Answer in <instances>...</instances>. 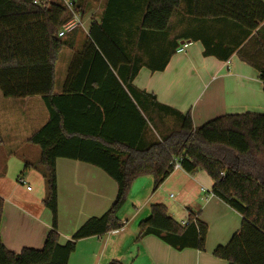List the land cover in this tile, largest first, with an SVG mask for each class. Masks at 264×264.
Listing matches in <instances>:
<instances>
[{
  "label": "trees",
  "instance_id": "trees-1",
  "mask_svg": "<svg viewBox=\"0 0 264 264\" xmlns=\"http://www.w3.org/2000/svg\"><path fill=\"white\" fill-rule=\"evenodd\" d=\"M33 1L0 0V90L7 98L40 95L49 109V122L30 138L40 146L41 159L38 166L27 162L25 167L40 168L47 189L43 202L53 220L41 249L24 247L20 252L12 251L1 238L4 198L0 196V264H68L80 240L123 227L119 213L138 177L153 176L156 191L175 170V160L188 173L207 172L214 180L213 193L243 217L241 228L230 242L216 247L213 254L229 264H264V113L225 114L195 126L190 112L185 114L160 103L153 93L133 85L142 61L124 49L116 27L120 17L124 20L128 12L135 9V14L137 9H143L138 30L142 34L166 32L183 5L199 24L185 38L201 41L205 56L227 60L237 51L241 59L258 70L264 83V0H107L100 23L92 22L81 52H76L61 95L54 93L57 61L64 46H73L72 39L82 27L59 36L73 13L63 0H51L47 7ZM90 1L75 0V11L84 17ZM225 22L240 28L239 40H229L233 46L225 42L226 34L220 27ZM97 60L110 71L108 78L122 87L130 101V95L138 101L143 96L153 112H160L158 120L149 113L141 117L143 127L151 121L160 138L142 145L107 136L103 128L94 132L75 125V111L65 110L61 100L81 96L93 105L94 94L89 86L96 83L92 70ZM167 63L168 59L158 67L150 65L151 70H164ZM162 119L164 126L159 121ZM60 157L94 164L118 184L112 206L103 215L89 218L65 244L59 241ZM196 216L191 212L187 224L182 225L170 216L165 204H153L150 215L138 224L137 240L154 235L178 250L204 251L209 227ZM108 264L125 263L113 259Z\"/></svg>",
  "mask_w": 264,
  "mask_h": 264
},
{
  "label": "crops",
  "instance_id": "crops-1",
  "mask_svg": "<svg viewBox=\"0 0 264 264\" xmlns=\"http://www.w3.org/2000/svg\"><path fill=\"white\" fill-rule=\"evenodd\" d=\"M90 2L89 12L82 17V31L73 37L72 47L62 48L57 61L54 89L57 95L63 94L76 52H81L92 22L100 23L107 0ZM142 10L137 9L134 14V9L116 23L121 45L142 61L133 80L138 90L153 93L157 101L182 113L190 112L195 126L225 114L264 113V83L258 70L241 59L237 51L227 60L205 56L201 41L185 38L196 31L199 24L185 12L183 5L173 18L171 28L160 33L145 31L142 34L138 30ZM220 27L225 31L226 44L233 46L229 40H239L240 28L233 22H225ZM184 41L191 44L185 52H177L175 46L179 47ZM167 59L164 70H151L150 65L158 67ZM124 72L128 74L127 70ZM92 76L96 82L89 86L94 94L92 106L81 96L61 100L65 110L75 111L77 127L94 132L103 128L107 136L142 145L160 138L151 121L143 127L141 117L146 113L157 120L161 117L158 110L153 112L154 108L143 96L138 101L130 95V101L122 87L108 78L110 71L104 68L101 60L94 65ZM50 118L42 96L7 98L0 90V196L4 198L1 238L5 246L15 252L24 247L41 249L52 227V212L43 202L47 195L46 183L44 190L35 194L30 186L28 190L19 186L22 180L19 174L27 169V160L41 159L40 146L30 138ZM159 121L164 126V120ZM33 174L40 175L45 182L36 166L24 172L28 177ZM153 183L151 175L138 177L129 193L132 212L125 215L127 223L102 236L80 240L68 264H108L113 259L125 264H229L213 252L216 247L230 242L241 228L243 217L213 193L214 180L209 174L205 171L188 173L179 168L156 191ZM57 184L61 244H65L89 218L103 215L118 192L117 182L102 168L66 157L57 160ZM156 203L165 204L170 216L182 225L186 224L190 213L195 212L196 218L209 227L205 250H178L154 235L137 240L139 222L150 215L151 206Z\"/></svg>",
  "mask_w": 264,
  "mask_h": 264
},
{
  "label": "built area",
  "instance_id": "built-area-1",
  "mask_svg": "<svg viewBox=\"0 0 264 264\" xmlns=\"http://www.w3.org/2000/svg\"><path fill=\"white\" fill-rule=\"evenodd\" d=\"M50 1L51 0H34L33 2H34V4L39 5L41 7H47ZM63 1H64L65 5L67 6V8L70 9V11L73 13V16L68 22H66L61 27L60 32H59V36H65L68 32L73 31L74 29H76L79 26L83 27V25H84V21H83L82 16L78 12H76L74 9V1L75 0H63ZM190 44H191V42L184 41L179 47H177V52H185L187 50V47ZM179 168H181V163H180V161L175 160L174 169H179ZM187 222H186V224H187ZM126 223L127 222H125V224Z\"/></svg>",
  "mask_w": 264,
  "mask_h": 264
},
{
  "label": "rangeland",
  "instance_id": "rangeland-1",
  "mask_svg": "<svg viewBox=\"0 0 264 264\" xmlns=\"http://www.w3.org/2000/svg\"><path fill=\"white\" fill-rule=\"evenodd\" d=\"M27 161H29L30 163L38 164L37 163L38 162L37 159L34 160L35 162H32L30 160H27ZM28 169H26V170H28ZM26 170H24L22 173L19 174V177L23 181L25 180L26 182L23 184V181L22 180L21 181L19 180L21 182V183L19 182V186L21 185L22 190H28L27 187L30 186L31 188H33L32 194L41 193L44 190V188H45V182H44V180L42 179V177L40 175H37V174L36 175L35 174L29 175V177H28V175H24V172ZM149 178H151V177H149ZM174 195L176 196V198L178 197L177 194L174 193ZM131 205H132V202L130 201V198H128L127 201H126V203H125V205H124V207L122 208V210L119 213V217L121 218V220L123 222H126V219L125 218H128L125 215H130V213L132 212V207H130Z\"/></svg>",
  "mask_w": 264,
  "mask_h": 264
}]
</instances>
